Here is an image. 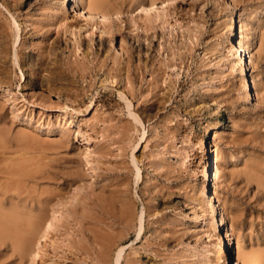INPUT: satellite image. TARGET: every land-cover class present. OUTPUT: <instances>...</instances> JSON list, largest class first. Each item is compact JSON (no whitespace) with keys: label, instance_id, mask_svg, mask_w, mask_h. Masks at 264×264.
<instances>
[{"label":"rangeland","instance_id":"obj_1","mask_svg":"<svg viewBox=\"0 0 264 264\" xmlns=\"http://www.w3.org/2000/svg\"><path fill=\"white\" fill-rule=\"evenodd\" d=\"M78 1L0 0V264H264V0Z\"/></svg>","mask_w":264,"mask_h":264},{"label":"bare ground","instance_id":"obj_2","mask_svg":"<svg viewBox=\"0 0 264 264\" xmlns=\"http://www.w3.org/2000/svg\"><path fill=\"white\" fill-rule=\"evenodd\" d=\"M87 1V0H86ZM155 1L156 0H154V1H150V3H149V5L146 7L147 9L149 8V9H153L154 7H155V5H156V3H155ZM164 1V0H163ZM169 1V0H168ZM78 2H80L79 4H80V7L84 10V13H86V14H88L89 16H91L92 18H94V17H96V18H98V16L100 17V18H106V17H110L109 16V14L108 13H106L105 12V10L104 11H99L98 10V7L99 6H101V4L102 3H104L103 2V0H90L88 3L87 2H85V0H79ZM162 2V1H161ZM170 2V1H169ZM148 3V2H147ZM160 5H164L165 3L164 2H162V3H159ZM158 4V5H159ZM159 5V6H160ZM165 6V5H164ZM161 8H162V6H160ZM145 8V7H144ZM167 8V7H166ZM140 9H142V8H140ZM146 10V9H145ZM155 10V9H154ZM153 10V11H154ZM144 11V10H143ZM148 11V10H147ZM150 11V10H149ZM238 18V17H237ZM241 28V27H240ZM103 32V34H104V31H102ZM241 32H243V31H241ZM240 34V33H239ZM240 41V40H239ZM239 41H238V43H236L237 44V50H239V51H242L243 49H242V45L239 43ZM245 45V44H244ZM244 47V46H243ZM244 51V50H243ZM245 53V52H244ZM241 54V53H240ZM248 54V53H247ZM241 56V55H240ZM243 59H244V57H243ZM241 63H242V58H238V63H237V67H238V70H239V72H241L242 71V68H241ZM244 63V62H243ZM117 75V74H116ZM112 76V75H111ZM113 78V77H112ZM111 79V78H110ZM109 81V80H108ZM118 81V80H117ZM111 82V81H110ZM112 82H113V80H112ZM62 114H64V116H65V114H67V112H66V110H63V112H62ZM70 118V117H69ZM71 119V118H70ZM80 123V122H79ZM80 125V124H79ZM90 137H88V136H83V141H84V144H88L89 143V141L91 140V139H89ZM85 150H87V149H85ZM84 157H85V159H86V162L87 163H89V158H90V156H89V153H88V151H85L84 152ZM91 164V163H90ZM9 166V165H8ZM22 168V167H21ZM95 172V170L94 169H92V173H94ZM213 172V171H212ZM137 176L139 177L140 175H138V173H137ZM213 177V176H212ZM18 183V182H17ZM6 184V183H5ZM7 186V185H6ZM4 189V188H3ZM2 189H0V191H1ZM5 191H6V189H5ZM13 191V190H12ZM2 194V196L3 195H5L4 193H1ZM203 194H206L205 193V190L203 191ZM2 196H0V197H2ZM19 196V195H18ZM6 197V196H5ZM11 197V196H10ZM12 197H14V196H12ZM208 197V196H207ZM8 199V198H7ZM4 200V199H3ZM9 200L11 201V199L9 198ZM8 201V200H7ZM9 201V204L8 205H10V202ZM15 201V200H14ZM205 201H206V198H205ZM210 200H207L206 202H209ZM1 202V201H0ZM4 202V201H3ZM12 202H13V199H12ZM26 203V202H25ZM31 203V202H30ZM205 203V202H204ZM212 204V203H211ZM2 205V204H1ZM1 205H0V234L2 235V236H7L8 235V233L7 232H11L12 233V235H9V236H12V237H14L15 238V240L17 241H19V244H20V250H22V251H26L27 249H29L30 248V245H31V242L34 240V241H37V240H35L36 238H40V241H41V243L42 244H45L46 242H47V240L49 239L48 237L52 234V231L54 230V228H55V222H56V220H57V217H51L50 218V220H45V223H41V220L44 218H42L41 220H40V218L39 217H33V218H29V219H27V220H23V218H24V216H26V215H28V214H31L30 212H31V210L29 211V210H27L25 207H23V208H17L16 207V205L13 207L12 205L11 206H9V207H11L10 209H8V207H7V209L5 210V207H3V205H2V207L4 208V210L2 209V207H1ZM14 205V204H13ZM21 205L23 206L24 204H22L21 203ZM208 205H209V203H208ZM21 206V207H22ZM211 206V205H210ZM214 206V205H213ZM212 206V207H213ZM211 207V208H212ZM29 208H30V206H29ZM214 208V207H213ZM40 210H42V209H40ZM29 211V212H28ZM204 211V210H203ZM35 213V212H34ZM41 213V212H40ZM195 213V212H194ZM44 214V213H43ZM206 214V213H205ZM36 215H37V212H36ZM40 215V214H39ZM55 215V214H54ZM200 215H202V214H200ZM45 216V215H44ZM58 216V215H57ZM194 216H195V218L197 217V215H196V213L194 214ZM29 217V216H28ZM199 217V216H198ZM49 218V217H48ZM26 219V218H25ZM47 219V218H46ZM220 219V224H221V222H222V219L221 218H219ZM230 226V225H229ZM223 230V235H224V237H223V239H224V241H223V244H224V252H225V260L227 261L226 262V264L231 260L230 259V257H232V256H230V254L231 253H229V251L227 250V247L229 246L230 247V239H231V237H229V231H228V229L226 228L225 230H224V228L222 229ZM140 231H141V228H140ZM1 236V237H2ZM50 238H51V236H50ZM33 241V242H34ZM39 241V242H40ZM38 242V241H37ZM225 242V243H224ZM16 243V242H15ZM235 243V242H234ZM40 246V245H39ZM237 248V247H236ZM32 249V248H31ZM30 249V250H31ZM44 249V248H43ZM36 249H34V251H35ZM41 247H40V249H39V251H38V255L40 256V258L41 259H43V254H42V252H41ZM122 251H123V249H120V250H118V253L116 254L117 256H116V263L115 264H119V261H120V258H121V253H122ZM236 251V250H235ZM223 254V253H222ZM238 255H237V259H238ZM233 258V257H232ZM40 259V260H41ZM240 259V258H239ZM247 259V261L245 262V264H250L249 262H251L252 260L251 259H248V258H246ZM258 262V261H257ZM231 263V262H230ZM252 263V262H251ZM259 263V262H258ZM263 264V263H262Z\"/></svg>","mask_w":264,"mask_h":264}]
</instances>
